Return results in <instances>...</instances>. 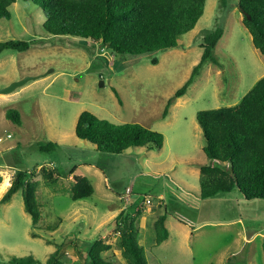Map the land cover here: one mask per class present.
Segmentation results:
<instances>
[{
    "label": "rangeland",
    "instance_id": "obj_1",
    "mask_svg": "<svg viewBox=\"0 0 264 264\" xmlns=\"http://www.w3.org/2000/svg\"><path fill=\"white\" fill-rule=\"evenodd\" d=\"M235 5L237 0H205L202 16L179 37L178 47L141 55L117 54L85 39L66 45V38L44 30L41 7L23 0L9 7L10 18L0 19V41L26 40L29 48L0 53V88L32 78L0 93V199L17 170L34 171L41 218L33 227L21 191L0 203V264L27 255L45 262L54 251L67 264H84V249L96 238L111 245L105 257L127 264L114 218L121 210L137 209L135 223L148 264H226L233 254L241 264H264V199H245L236 188L199 197L198 167L210 160L202 150L196 112L236 105L264 76V56L238 20L240 12H232ZM216 27L223 29L214 49L219 65L205 64L161 118L167 99L198 63L203 36ZM9 108L19 111L20 124L5 118ZM83 110L114 123H140L162 133L163 145L129 147L121 154L98 151L75 135ZM50 141L57 143L55 149L40 150ZM42 166L58 175L54 189L45 185ZM73 175L91 180L90 197L70 198ZM165 212L170 236L156 245L151 223ZM178 220L189 226L188 234ZM241 228L250 241L239 251Z\"/></svg>",
    "mask_w": 264,
    "mask_h": 264
},
{
    "label": "trees",
    "instance_id": "obj_2",
    "mask_svg": "<svg viewBox=\"0 0 264 264\" xmlns=\"http://www.w3.org/2000/svg\"><path fill=\"white\" fill-rule=\"evenodd\" d=\"M17 0H0V19H9V7ZM31 1L45 12L42 24L52 36L67 40H91L117 54L141 55L179 46L180 36L191 31L204 12L205 0H23ZM243 14L242 23L251 35L252 43L264 56V0H237ZM223 29L216 27L203 36L202 53L187 80L167 99L161 118L169 113L170 106L182 97L200 75L207 63L219 65L214 49L222 37ZM71 43V41H70ZM29 43L21 39L0 41V53L4 50L25 51ZM157 64L158 59H151ZM119 98L118 92L112 88ZM5 118L20 124L18 110L9 108ZM196 121L205 141L202 147L209 163L199 165V197H213L234 188L245 199H264V76L245 93L239 103L216 109L199 110ZM75 135L95 145L96 150L121 154L129 147L160 149L164 135L137 122L114 123L99 118L90 111L79 113ZM57 143L47 142L40 150L55 149ZM224 163H227L224 164ZM73 174V169L70 172ZM40 174L47 187L54 189L58 175L52 168L42 166ZM34 171L17 170L11 185L0 203L8 202L13 194L21 191L24 210L30 215L32 226L40 221V205L36 191L39 181L33 180ZM1 181V177H0ZM94 192L91 180L73 175L69 194L75 200L90 197ZM140 210H121L114 218V232L118 234V247L127 264H148L144 247L139 243L136 216ZM167 214H159L152 227L156 233V245L168 239ZM250 235V234H248ZM32 236H36L32 233ZM111 245L101 238L91 241L84 249V264H116L104 256ZM264 254V240L262 241ZM50 254L45 262L32 255L13 256L8 264H67ZM5 264V263H4ZM226 264H241L236 254L227 258ZM247 264V263H243Z\"/></svg>",
    "mask_w": 264,
    "mask_h": 264
},
{
    "label": "crops",
    "instance_id": "obj_3",
    "mask_svg": "<svg viewBox=\"0 0 264 264\" xmlns=\"http://www.w3.org/2000/svg\"><path fill=\"white\" fill-rule=\"evenodd\" d=\"M236 11H239V9H238V6L237 5H235L233 8H232V12L233 13H236ZM240 12V11H239ZM235 15V14H234ZM236 17V16H235ZM238 18V20L242 23V19H243V14L240 12V16H238L237 17ZM243 24V23H242ZM99 170V169H98ZM162 196V195H161ZM162 198V197H161ZM163 200V199H162ZM167 218V217H166ZM154 221V220H153ZM153 221H152V223H153ZM179 222H181L180 220H178ZM234 222H237V220L235 219V220H230V223H234ZM152 223H151V226H152ZM182 224H184V226H182V225H179V224H177V226L179 227V228H181L182 230H183V232H185L186 234H188L189 233V226L187 225V224H185V223H183V222H181ZM236 225V224H235ZM238 233H239V235H240V239L243 241V245H242V247H239V251H240V249H242V248H244L245 247V244L247 245V243L250 241V236L246 233V231L244 230V228H241V229H239V231H238ZM169 236H170V233H169ZM142 238V236L141 237H139V239H141ZM167 240V239H166ZM165 240V241H166ZM164 242V241H163ZM139 243L140 244H142V241H140L139 240ZM248 246V245H247Z\"/></svg>",
    "mask_w": 264,
    "mask_h": 264
},
{
    "label": "water",
    "instance_id": "obj_4",
    "mask_svg": "<svg viewBox=\"0 0 264 264\" xmlns=\"http://www.w3.org/2000/svg\"><path fill=\"white\" fill-rule=\"evenodd\" d=\"M242 14H244V13L242 12ZM31 78L32 77L27 76V77H24L22 79L13 81L9 85H7V86H5L3 88H0V93H4V94L10 93V92L14 91L16 88L24 85Z\"/></svg>",
    "mask_w": 264,
    "mask_h": 264
},
{
    "label": "built area",
    "instance_id": "obj_5",
    "mask_svg": "<svg viewBox=\"0 0 264 264\" xmlns=\"http://www.w3.org/2000/svg\"><path fill=\"white\" fill-rule=\"evenodd\" d=\"M10 136H11L10 134L7 135V137H10ZM0 141H1V138H0ZM147 203H149V200H147Z\"/></svg>",
    "mask_w": 264,
    "mask_h": 264
}]
</instances>
